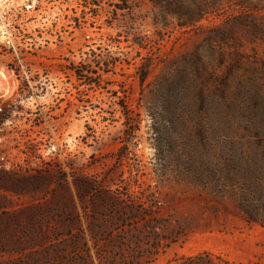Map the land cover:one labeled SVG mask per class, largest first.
I'll return each instance as SVG.
<instances>
[{"label": "rangeland", "instance_id": "obj_1", "mask_svg": "<svg viewBox=\"0 0 264 264\" xmlns=\"http://www.w3.org/2000/svg\"><path fill=\"white\" fill-rule=\"evenodd\" d=\"M0 3V63L5 22L52 58L43 128L81 137L36 172L0 164V264H264V226L186 174L264 130V0Z\"/></svg>", "mask_w": 264, "mask_h": 264}, {"label": "built area", "instance_id": "obj_2", "mask_svg": "<svg viewBox=\"0 0 264 264\" xmlns=\"http://www.w3.org/2000/svg\"><path fill=\"white\" fill-rule=\"evenodd\" d=\"M14 9L0 6V18L6 19ZM13 28L4 22V46L15 54L4 55L6 61L0 63V164L7 171L31 173L40 170L51 156H72L81 137H70L61 120L52 129L53 137L43 128L38 110L43 92L46 98L55 81L52 58L17 54L22 43L15 40ZM14 95L19 98L14 100Z\"/></svg>", "mask_w": 264, "mask_h": 264}, {"label": "trees", "instance_id": "obj_3", "mask_svg": "<svg viewBox=\"0 0 264 264\" xmlns=\"http://www.w3.org/2000/svg\"><path fill=\"white\" fill-rule=\"evenodd\" d=\"M146 77L147 75L142 76L141 82H144ZM174 117L175 114L172 119ZM263 131L260 128H248L247 132L256 134V138L225 141L219 146L223 156L217 158L219 160L216 163L209 159L186 173L190 175V184L222 196L232 194L245 220L249 224L262 226H264V139L260 136L264 134ZM213 148L217 147L210 143L209 149ZM229 150L235 154L234 157L226 155Z\"/></svg>", "mask_w": 264, "mask_h": 264}, {"label": "bare ground", "instance_id": "obj_4", "mask_svg": "<svg viewBox=\"0 0 264 264\" xmlns=\"http://www.w3.org/2000/svg\"><path fill=\"white\" fill-rule=\"evenodd\" d=\"M2 2V1H1ZM1 4V3H0Z\"/></svg>", "mask_w": 264, "mask_h": 264}]
</instances>
